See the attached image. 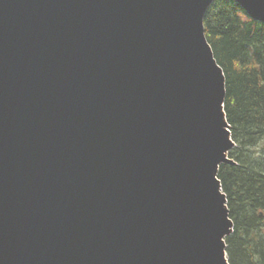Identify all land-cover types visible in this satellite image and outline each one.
<instances>
[{
  "label": "water",
  "instance_id": "1",
  "mask_svg": "<svg viewBox=\"0 0 264 264\" xmlns=\"http://www.w3.org/2000/svg\"><path fill=\"white\" fill-rule=\"evenodd\" d=\"M212 1L0 0V264H230Z\"/></svg>",
  "mask_w": 264,
  "mask_h": 264
},
{
  "label": "trees",
  "instance_id": "2",
  "mask_svg": "<svg viewBox=\"0 0 264 264\" xmlns=\"http://www.w3.org/2000/svg\"><path fill=\"white\" fill-rule=\"evenodd\" d=\"M203 24L225 77L224 111L235 143L234 163L218 170L233 222L228 261L264 264V23L234 0H213Z\"/></svg>",
  "mask_w": 264,
  "mask_h": 264
}]
</instances>
